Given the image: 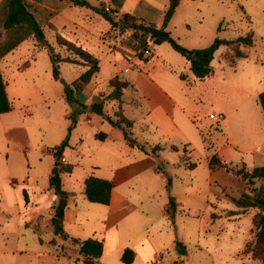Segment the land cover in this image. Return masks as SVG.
Masks as SVG:
<instances>
[{"label":"rangeland","instance_id":"1","mask_svg":"<svg viewBox=\"0 0 264 264\" xmlns=\"http://www.w3.org/2000/svg\"><path fill=\"white\" fill-rule=\"evenodd\" d=\"M10 1L0 0V41L6 35L10 42L25 41L6 58L10 67L5 78L12 110L0 114V264H83L75 261L78 250L69 242L61 245L63 240L54 233L52 218L64 202L50 189L54 158L45 151L60 146L69 138L70 147L65 156L69 163L78 167L65 181L75 192L70 208L74 209L76 202L82 209L80 221L87 226L84 233L78 235L84 240L100 239L97 230L101 224L86 220L90 207L99 206L84 197L79 178L87 170V164L97 158L101 162L107 160L109 152L116 154L112 163L132 156L128 153L129 148L117 142L103 143L95 138V134L102 131L87 125L83 114L75 112L77 106L67 102L64 84H55L53 89L44 86L46 79H52L48 50L38 44L28 26L4 30ZM129 4L136 6L137 2L129 0ZM90 8L98 17L93 29L107 32L110 24L101 14L104 9L99 3H89V6L67 12L82 22L80 24L92 26L86 21V16L91 14ZM139 9L143 10L138 14L146 23L163 22L164 9L151 0H143ZM122 16L116 17L121 34L131 32L128 26L121 25ZM57 20L62 22L63 18L59 16ZM221 24L222 30H219ZM168 30L177 43L190 50L208 48L217 38L234 40L250 33L254 36V45L251 48L240 46L247 58H236L234 47H221L212 62L214 76L198 79L186 65L187 59L169 42L150 44V48L156 50L150 60L164 56L176 70L173 79L183 94L181 102L201 131V137L198 131L193 133L190 145L191 162L197 165L196 168L174 166L184 158L182 150L177 153L167 149L158 155L161 169L170 175L168 192L149 201L144 214L146 226L154 225L151 237L157 243V259H163L162 263L156 264H262L253 260L249 251L255 241L251 230L256 210L241 216H228V212L237 208L232 202L209 193L207 173L208 162L224 146L230 147L228 151H234L232 167L252 169L261 164L257 147H262L264 140V114L256 98L264 92V0H181ZM45 35L57 52H64L65 48L61 51L56 44L55 32L45 28ZM138 36L139 40L133 38L137 41L139 55L146 39L139 32ZM108 51L104 44L90 47L89 52L101 60V72L94 80L96 84L115 77L113 56ZM29 63L28 67H23ZM83 71L78 66L61 65L62 79L68 85ZM181 73L187 75L186 82L180 80ZM43 86L45 95L41 91ZM101 91L108 94V83ZM133 98L139 103L135 95ZM124 102L134 104L130 98ZM117 108L116 102H110L106 111L114 116ZM211 113L225 118L209 122ZM73 114L77 122L69 134L75 120L71 118ZM124 115L136 122L132 133L138 142L163 148L168 146L149 120H144L142 109L125 106ZM81 140L83 144H80ZM180 142L177 139L175 144ZM71 146L79 148V152L70 149ZM194 184L196 187L192 189ZM166 195L169 196L167 199L164 198ZM163 201L172 207L164 218L159 210ZM65 218L64 230L75 237L74 227ZM141 220L123 223V227L129 228V236L145 229ZM122 235L125 239L128 234L123 231ZM120 252L108 255L103 263L124 264ZM133 264L144 263L135 260Z\"/></svg>","mask_w":264,"mask_h":264},{"label":"crops","instance_id":"2","mask_svg":"<svg viewBox=\"0 0 264 264\" xmlns=\"http://www.w3.org/2000/svg\"><path fill=\"white\" fill-rule=\"evenodd\" d=\"M26 1L28 6L30 7V11L34 14L36 20L38 21V23H40L44 31L45 28H50L53 32L56 33V39L58 35L63 36L67 40L73 41L83 46V48H85L87 51H90V47L95 46L96 44H104L108 48V54H111L113 56L115 77L119 76L123 81L129 83V87L124 89L125 95L122 102L123 110L125 106L142 109L144 120L147 118L160 138L167 141L168 146L164 147L161 153H165L167 149L177 153L182 150L184 152V158H180V163L174 164V166L182 168L184 167L185 169H187L185 167V163L191 162L192 160V148L190 146L191 138L193 137V133L197 131L199 132L200 136L201 131L198 128L197 122H194L192 120L191 113L181 102L183 94L181 93L180 87L175 83L173 79V75L177 74L176 70L172 69L173 67L171 66V64H169L166 58L164 56L157 57L155 61L150 60L147 63L142 61L138 55L139 51L136 49L137 41L133 38V31H128L125 34H121V30L119 28L113 27L111 23H109L110 27L107 32L101 33L97 30H94L93 25L94 22L98 20V17L96 15L97 13L91 8V14H88L86 16V21L91 22L92 26H88L87 24H80L82 22H78L67 12L68 10H72V8H84L86 6H75L68 1L60 0ZM87 1L88 3H99L102 9L107 10L114 15L130 14L138 19H144L139 16L141 14H138L140 11H143L139 9V6L141 5L143 0H136V6H132V4H129V0H95V2H91V0ZM151 1L154 4L160 5L164 9V11L168 5L167 3H169V0ZM159 1L161 3H159ZM113 7L115 8V10H113ZM59 16L63 18L62 22H59L57 20ZM154 24L158 26L161 25V23ZM61 33H63L64 35ZM24 41V39L19 40V44L14 48V50L21 44H23ZM1 42L2 45H0V48L2 50H4L6 47L11 46L13 43H17L16 41L10 42L8 35H6L4 39H1L0 43ZM151 43L153 42L149 41L148 48H150ZM150 49L152 51V56L154 57V51L156 50L152 48ZM14 50L10 51L0 58V68L6 83V92L9 100L10 96L8 94V83L6 81L5 75L8 73L10 66L8 61H6V58L10 54H12ZM59 50L62 51L63 49L60 48ZM29 65L30 63L25 64L23 67L25 68ZM186 65L190 68L189 61H187ZM81 68L85 71L84 67ZM50 69L52 73V64ZM181 74H179V78ZM212 76H214V74ZM62 77L63 75L61 73V78ZM95 78L82 92L76 94V97L82 103L88 106L87 112L83 114V116L85 117L84 122L87 125L100 129L102 132L99 133H105L107 135V138L104 141H100H102L103 143L117 142L118 144L129 148L128 153H131L132 157L124 161H115L114 163H112L110 161L116 158V154L109 152L107 153V160H103L101 162L97 158L96 161H91L89 164H87V170L79 178L82 185L81 191L84 197L86 198L84 194L85 180L89 176H95L103 180L111 181L113 184V190L110 204L107 206L98 204L97 206L99 207H90V215L87 216L86 220L100 222L101 224L100 229L97 230L98 233H100L99 235L101 237L97 240H103L104 242V251L100 262L103 263V261H105L110 254L116 252L118 253V251H121L120 253H123L126 249H132L136 253L135 260H141V262H143L144 264H156L158 260L156 255L157 243L151 237V229L154 228V225L151 223L149 225L150 228L146 226L147 220L145 218L147 216H145L144 214L146 211V205L149 203V201L155 200L158 196H161L162 194L168 192L167 184L169 183L170 175L168 173H165L164 170H162V172L158 171V167L160 166V158L158 156L148 155L140 149L131 146V144L124 138L121 131H119L117 128L112 127L101 116L93 112V105L95 103L101 102L103 97L107 95V92L105 93L101 91V87L104 84L109 83V81L114 77L106 79L102 84H96L94 81ZM45 82L46 84L44 86L48 89H53V86L55 84H61L60 80L57 81L54 79L53 73L52 79H46ZM44 86L41 88V91L45 95L46 88ZM134 95L139 100V103H137L135 101V98H133ZM129 98L134 104L124 102ZM109 103L110 102H105L104 112L105 114L111 116L106 111V107ZM224 118V115H222V119ZM208 121L213 122L214 120H211L208 117ZM97 134H95V138ZM177 139H180L181 142L175 144ZM83 143V140H81L80 144ZM179 145H181V147ZM172 147H176L179 150L174 151L172 150ZM70 149L76 151V153L79 152V148L75 149L71 146ZM228 150H231L230 147L224 146L220 148L216 154H218L219 158L224 163L233 165L232 158L234 157V151ZM257 150L261 153L259 158L261 163L260 166H262L264 164V140L262 143V147L258 146ZM46 151L45 154L50 155L47 154ZM64 159L65 163L71 164L68 162V159L65 156V152ZM118 159L119 158L117 157L116 160ZM72 165L74 166L73 172L71 174L64 175L62 179V189L69 194L68 198H66L64 202V218L66 216L65 221L71 224L74 227V232L77 233V235L75 237L73 236V238L84 240L80 238V235H78L79 232L84 233V228H86L87 226L81 223L82 209L78 204H76V202L74 203L75 208H70L75 192L73 190V187H68L65 181L67 177L73 176V174L76 172V168L78 167V165ZM252 169L247 168L248 171H251ZM207 176L209 193L214 194L220 199H226L232 203V199H238L241 196V193L247 188L246 182L242 181L239 177L233 175L232 173H229L225 168H209ZM195 187L196 185L194 184L191 188L194 189ZM167 197L169 196H164V198L166 199ZM60 201L62 202L61 198ZM171 208L172 207L168 202L163 201L160 204L159 209L161 217L164 218L171 211ZM250 210L241 215L247 214ZM237 211H239L238 208L237 210L228 212L227 215L233 216L235 215L233 213ZM142 215L144 216L141 220ZM127 220H141L142 223L145 224V229L143 227L142 231H139L137 233L135 232L134 235L129 236V228L122 226L123 223L127 222ZM97 231L95 232L97 233ZM123 231L128 234L125 239L122 235ZM64 243L65 241H60L61 245H63ZM79 257L80 256L78 254V257L75 259L77 260Z\"/></svg>","mask_w":264,"mask_h":264},{"label":"trees","instance_id":"3","mask_svg":"<svg viewBox=\"0 0 264 264\" xmlns=\"http://www.w3.org/2000/svg\"><path fill=\"white\" fill-rule=\"evenodd\" d=\"M68 1L75 6H89L87 0H60ZM181 4V0H169V3L163 14V22L161 25L149 24L144 20L133 17L130 14H124L122 16L123 24H129V28L134 32L133 36L139 40L138 32L141 36H144L146 40L142 43L143 48L140 50L139 58L144 62H149L150 57L145 56V51L148 49V40L152 41L156 45H162L169 40H172L173 49L181 54L190 62V70L193 75L198 79H206L214 74V68L212 62L215 58L216 52L221 47H234V55L236 58H247L240 46L245 48H251L254 45V36L252 33L238 37L234 40L217 38L214 43L205 49L190 50L179 43L173 38L171 32L168 30L169 24L173 19L177 9ZM101 12V11H100ZM101 14L104 18L112 24L113 27L118 28L119 23L116 22L117 15H112L109 11L103 10ZM28 26L32 29L34 36L38 44L42 47H46L49 53V57L52 64V73L55 80L61 79V64H72L85 68V71L66 89V100L70 105L77 106L75 111L77 114H84L88 110V106L82 103L76 94L82 92L100 73L101 61L98 57L87 51L83 46L69 41L63 36L58 35L56 44L64 52H57L47 40L45 31L36 20L34 14L30 11V7L26 0H11L6 20L4 22V30L8 31L13 28ZM223 24L220 25L219 30H222ZM19 44L13 43L11 46L6 47L4 50L0 48V58ZM187 75L182 73L180 79L187 81ZM110 88L109 94L103 97L102 101L93 105V112L101 116L112 127L117 128L122 132L124 138L131 144V146L140 149L148 155L158 156L163 147L160 145L151 146L146 143L138 142L132 133L135 122L128 119L124 115L122 102L124 98V89L129 87V83L123 81L119 76L114 77L108 83ZM257 103L261 106L264 114V92L257 95ZM105 102H116L117 110L114 116H109L104 112ZM12 110V104L8 98L6 92V83L0 68V114L8 113ZM72 119H75V114L71 115ZM76 119L73 125L69 128V134H71ZM98 140L104 141L107 138L105 133H99L96 135ZM205 142L208 140L202 134ZM209 146V145H207ZM69 147V138H67L60 146H57L46 151L47 154L52 155L55 158V167L50 177V188L54 193L62 200L68 198L69 194L62 189V179L64 175L71 174L74 170L72 164L63 162L64 152ZM172 150L178 151L176 147H172ZM196 164L192 162H186L185 167L187 169L196 168ZM210 169L225 168L229 173L239 177L242 181L246 182L247 188L241 193L238 199H232L235 206L239 211L233 213L235 215L244 214L250 209H256L257 212L253 217V229L251 233L254 235V245L249 248L251 257L253 260L264 264V164L262 166H256L251 171H248L245 166L240 168L232 167L224 163L215 154L209 161ZM158 171L162 172L161 167H158ZM113 184L111 181L103 180L95 176H89L85 180L84 194L87 200L94 204L109 205L112 197ZM25 199L28 202L27 194L24 193ZM65 209L57 207L55 215L52 218V225L54 233L59 236L63 241L69 242L71 246H74L78 250L79 258L76 262H82L83 264H98L103 256L104 242L103 240L87 239L81 240L71 237L65 232L63 227ZM136 259V253L132 249H126L121 257V261L124 264H133Z\"/></svg>","mask_w":264,"mask_h":264},{"label":"built area","instance_id":"4","mask_svg":"<svg viewBox=\"0 0 264 264\" xmlns=\"http://www.w3.org/2000/svg\"><path fill=\"white\" fill-rule=\"evenodd\" d=\"M145 56H146V57H151V56H152V51H151L150 48H148V49L145 51ZM209 118H210L211 120H214V121H216V120H221V119H222V115L211 114V115L209 116ZM63 162H65V159H63ZM158 262H159V263H162V262H163V259H162L161 257H159L156 263H158ZM176 264H178V263H176ZM179 264H183V263L180 262Z\"/></svg>","mask_w":264,"mask_h":264},{"label":"water","instance_id":"5","mask_svg":"<svg viewBox=\"0 0 264 264\" xmlns=\"http://www.w3.org/2000/svg\"><path fill=\"white\" fill-rule=\"evenodd\" d=\"M123 24V23H122ZM124 25H126V26H129V24H124ZM121 26V25H120ZM170 44H172V40H169L168 41ZM60 82L62 83V84H64L65 86H66V88H69V85L66 83V81L64 80V79H60ZM62 202H65L64 200H62ZM64 208V203H63V205H62V207L60 208V209H63Z\"/></svg>","mask_w":264,"mask_h":264}]
</instances>
